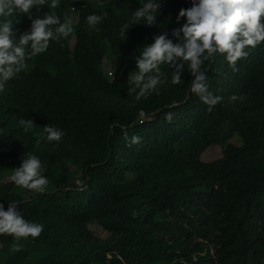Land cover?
Here are the masks:
<instances>
[{
    "label": "trees",
    "instance_id": "16d2710c",
    "mask_svg": "<svg viewBox=\"0 0 264 264\" xmlns=\"http://www.w3.org/2000/svg\"><path fill=\"white\" fill-rule=\"evenodd\" d=\"M146 2L60 0L56 14L72 33L26 60L0 91V171L36 155L53 188L24 199L13 182L0 187L5 210L15 203L27 221L44 226L40 237L19 241V252L5 253L4 241H15L0 235V264H264V42L245 49L235 72L219 54L205 61L209 91L222 98L211 112L190 91L187 65L180 85L170 82L174 69L161 65L169 82L136 101L128 93L136 57L155 35L167 32L176 43L171 32L185 22L176 16L191 7V0H157L155 25L133 23ZM49 11L47 4L33 9V18ZM103 12L92 30L86 18ZM5 19L17 42L31 27L22 13L0 16V24ZM106 58L118 63L113 78ZM48 124L65 133L59 143L42 135ZM212 146L222 150L216 161L206 156ZM94 221L105 237L91 239Z\"/></svg>",
    "mask_w": 264,
    "mask_h": 264
},
{
    "label": "clouds",
    "instance_id": "9594fccd",
    "mask_svg": "<svg viewBox=\"0 0 264 264\" xmlns=\"http://www.w3.org/2000/svg\"><path fill=\"white\" fill-rule=\"evenodd\" d=\"M46 4L50 11L45 12L43 17L35 15L33 18V9L35 13H40ZM59 6L60 0H50V4L48 0H0V16L7 18L15 13H22L31 20L29 31L20 35L18 42L12 22L5 19L0 24V91H4L7 81L27 68L26 60L46 52L50 41L70 36V22L66 20L61 23L56 14L55 10ZM158 11L161 12V2L148 0L133 12V23L145 20L148 26H153L157 22ZM106 17L107 12H103L89 15L86 19L91 29L96 30L97 25ZM181 18L185 22L171 32L176 43L168 38L167 32L155 35L153 43L144 47L136 57L138 71L133 72L130 77L133 86L128 93H134L136 101L153 93L159 94L160 86L169 82L161 72V65L164 64L174 69L171 84L180 85L187 65L192 77L190 91L208 105V111L211 112L222 98L209 91L208 76L202 66L205 61L214 59L219 54L234 72L238 71L237 62L249 56L245 49H255L264 42V0H191V7L179 10L177 24H180ZM56 25L58 27L53 30L52 26ZM128 29L129 25L124 24L120 29L121 35ZM230 99L236 101L243 97L233 95ZM165 118L171 121L172 114L168 113ZM19 124L35 126L32 119L21 118ZM42 135L48 143H59L65 133L48 124L43 127ZM139 140V137L132 138L133 143H138ZM45 171L38 156L25 153L11 179L19 188L42 194L49 184ZM43 230L42 224L27 221L17 210L15 203H8L7 210L0 203V235L13 237V251L23 249L20 240L29 237L36 239Z\"/></svg>",
    "mask_w": 264,
    "mask_h": 264
},
{
    "label": "rangeland",
    "instance_id": "374dc122",
    "mask_svg": "<svg viewBox=\"0 0 264 264\" xmlns=\"http://www.w3.org/2000/svg\"><path fill=\"white\" fill-rule=\"evenodd\" d=\"M77 18H78L77 15H75L72 18V24H76ZM81 46L85 47V43H81ZM104 66H105L104 70L110 75L111 78H113V74H114L116 68L118 67V63L115 62L114 59H111V58L107 59L106 58L104 61ZM231 142H233L236 145H241V141L237 137L233 138ZM206 156L209 160L216 161L222 157V150L218 146H212L207 150ZM14 169L15 168H12V169H10L8 171H4V172L0 171V187L5 185V184H9V183L13 182L11 177L14 174ZM72 170L75 171L76 168L74 167ZM52 189L53 188H51V186L48 185L46 191H50ZM14 193L17 194L18 196H21L24 199H29L35 195L40 194V193H36L35 191H29V190H26L23 188H19L17 186H15V188H14ZM3 199H4L3 194L0 193V203L3 202ZM90 231H91V239L92 240L102 238V237H105L107 235L105 230L99 225V223L97 221H94L90 224ZM4 244L5 245L3 247L2 243H0V247L4 248L5 253H9L10 249L12 248V245L8 241H4ZM51 250L52 249L49 248V252H51ZM147 256L151 260L157 261V258L155 257V255L153 254V252L151 250H147Z\"/></svg>",
    "mask_w": 264,
    "mask_h": 264
}]
</instances>
